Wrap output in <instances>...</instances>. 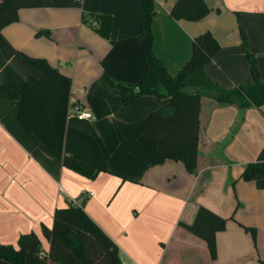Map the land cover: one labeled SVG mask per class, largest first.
Segmentation results:
<instances>
[{"label":"crops","instance_id":"0c3cea01","mask_svg":"<svg viewBox=\"0 0 264 264\" xmlns=\"http://www.w3.org/2000/svg\"><path fill=\"white\" fill-rule=\"evenodd\" d=\"M176 1L155 0L153 21L154 52L171 75L190 59L193 39L210 31L221 49L206 64L207 75L224 89L253 83L240 12L264 82V0H206L211 11L197 21L173 18ZM99 14L113 18L110 38L92 25ZM142 16V0H75L64 7L21 8L19 20L0 31V87H22L29 76L41 75L18 51L46 58L72 79L70 109L92 112L91 119L68 117V124L95 136L112 171L89 179L64 167L26 131L16 100L0 90V242L17 246L22 233L35 231L49 252L42 224L51 227L56 209L68 200H83L87 214L119 246L123 264H259L264 177L246 181L241 175L247 163H264V105L242 111L204 96L197 172L173 159L151 165L158 148L140 124L156 109L173 115L170 97L145 94L125 104L131 93H120L108 79L136 83L143 77ZM42 29L51 35L37 36ZM201 206L228 219L217 233L216 259L202 238L180 224H192ZM243 225L256 228V239ZM25 264H32L29 257Z\"/></svg>","mask_w":264,"mask_h":264},{"label":"trees","instance_id":"16d2710c","mask_svg":"<svg viewBox=\"0 0 264 264\" xmlns=\"http://www.w3.org/2000/svg\"><path fill=\"white\" fill-rule=\"evenodd\" d=\"M75 0H0V31L19 20V10L31 7H64ZM143 16L141 36L146 61V71L136 83L116 82L108 77L110 84L120 93L130 92L124 99L130 104L140 95L152 94L170 97L175 113L165 116L162 109L151 111L140 124L142 132L158 148L151 165L167 159L181 161L187 171L198 169L200 113L202 98L209 96L218 105H235L242 111L264 105V82L260 78L256 56L249 50L248 38L241 24L240 12H236L242 34V49L250 62L253 83L239 84L224 89L205 72V66L220 51L215 36L206 31L192 41V54L176 75H171L166 64L154 52L153 21L156 15L155 0H142ZM206 0H177L171 8L175 19L197 21L210 13ZM98 33L110 38L113 18L109 14L95 17ZM50 36L49 29H42L37 36ZM18 56L28 65L40 70L39 77L29 76L22 87L9 82L0 90L16 100L18 119L30 135L38 137L49 152L60 160L64 167L95 179L101 172H112L107 158L95 136L68 124L72 79L46 58L32 56L23 51ZM264 177V163L249 162L245 165L242 179L248 181ZM85 202L58 207L51 227L42 224V232L50 242L49 252L42 250V243L35 231L22 233L18 244L0 242V259L13 264H25L28 257L32 264H49L54 260L61 264H123L120 248L114 240L87 214ZM227 218L220 217L208 208L198 209L192 224L181 222L189 231L202 238L209 248L212 259L217 257V233L227 227ZM244 226V225H243ZM256 239L255 227L244 226ZM264 264V260H259Z\"/></svg>","mask_w":264,"mask_h":264},{"label":"built area","instance_id":"2783aa9c","mask_svg":"<svg viewBox=\"0 0 264 264\" xmlns=\"http://www.w3.org/2000/svg\"><path fill=\"white\" fill-rule=\"evenodd\" d=\"M77 1H80V0H77ZM92 25L97 27L99 26V21L94 19L93 22H92ZM77 117L78 119H91L93 117L92 115V112L90 110H87V109H81V108H78V107H75V108H69V115L68 117ZM74 203L75 204H80L77 200H74Z\"/></svg>","mask_w":264,"mask_h":264}]
</instances>
